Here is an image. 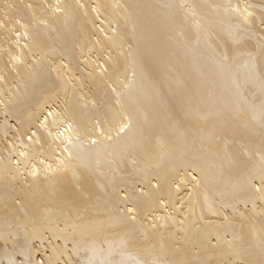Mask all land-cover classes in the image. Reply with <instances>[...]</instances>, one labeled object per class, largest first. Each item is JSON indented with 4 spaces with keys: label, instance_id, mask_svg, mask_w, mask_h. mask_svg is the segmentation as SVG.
<instances>
[{
    "label": "bare ground",
    "instance_id": "1",
    "mask_svg": "<svg viewBox=\"0 0 264 264\" xmlns=\"http://www.w3.org/2000/svg\"><path fill=\"white\" fill-rule=\"evenodd\" d=\"M0 264H264V0H0Z\"/></svg>",
    "mask_w": 264,
    "mask_h": 264
}]
</instances>
